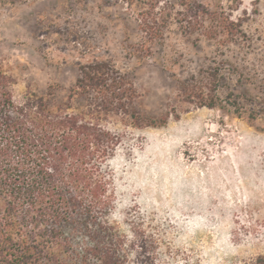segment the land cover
<instances>
[{"label":"rangeland","instance_id":"1","mask_svg":"<svg viewBox=\"0 0 264 264\" xmlns=\"http://www.w3.org/2000/svg\"><path fill=\"white\" fill-rule=\"evenodd\" d=\"M203 1L230 14L243 35L220 53L216 43L185 36L171 22L163 43L139 63L121 47L125 35L140 41L134 7L101 8L98 0L0 4V66L16 78V98L58 84L59 103L78 62L112 57L130 72L145 113L168 116L160 126L128 129L110 161L111 216L128 234L132 227L145 232L149 243L130 264H256L264 256V0ZM214 61L227 79L221 96L245 88L257 99L262 109L253 123L180 97L177 80ZM240 73L252 83H236Z\"/></svg>","mask_w":264,"mask_h":264},{"label":"trees","instance_id":"2","mask_svg":"<svg viewBox=\"0 0 264 264\" xmlns=\"http://www.w3.org/2000/svg\"><path fill=\"white\" fill-rule=\"evenodd\" d=\"M98 1L101 8H135L140 41L125 35L121 47L126 59L138 63L163 43L171 22L185 36L216 43L220 53L244 33L230 14L203 0ZM123 28L126 34L128 23ZM213 63L177 80L180 97L253 123L262 109L257 99L245 88L221 96L227 79L223 64ZM77 69L58 103V84L45 94L31 88L16 98V78L0 66V264H130L133 252H149L145 232L132 227L128 234L111 216L116 189L110 161L128 129L160 126L168 116L145 113L130 72L114 58L96 56L78 62ZM237 76L236 83H252ZM256 264H264V256Z\"/></svg>","mask_w":264,"mask_h":264}]
</instances>
